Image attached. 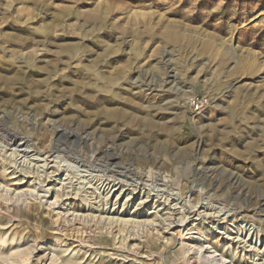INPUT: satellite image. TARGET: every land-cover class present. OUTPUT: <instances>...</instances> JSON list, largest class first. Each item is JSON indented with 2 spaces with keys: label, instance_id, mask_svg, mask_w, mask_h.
I'll return each mask as SVG.
<instances>
[{
  "label": "rangeland",
  "instance_id": "1",
  "mask_svg": "<svg viewBox=\"0 0 264 264\" xmlns=\"http://www.w3.org/2000/svg\"><path fill=\"white\" fill-rule=\"evenodd\" d=\"M199 239L264 264V0H0V264Z\"/></svg>",
  "mask_w": 264,
  "mask_h": 264
},
{
  "label": "bare ground",
  "instance_id": "2",
  "mask_svg": "<svg viewBox=\"0 0 264 264\" xmlns=\"http://www.w3.org/2000/svg\"><path fill=\"white\" fill-rule=\"evenodd\" d=\"M204 209H205V207H204ZM194 246L196 247L198 254H200V255L203 254L204 260L207 263H210V264H233V263H231V261H228L223 255H220L219 257H217V255L214 254L215 251L210 250L211 247H209V245H207V243L205 241L201 242V240L199 239V241L196 242Z\"/></svg>",
  "mask_w": 264,
  "mask_h": 264
}]
</instances>
